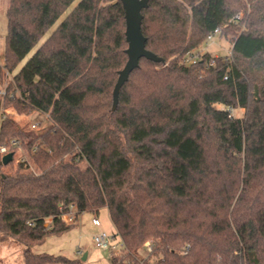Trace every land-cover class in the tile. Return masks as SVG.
Here are the masks:
<instances>
[{
  "label": "trees",
  "instance_id": "16d2710c",
  "mask_svg": "<svg viewBox=\"0 0 264 264\" xmlns=\"http://www.w3.org/2000/svg\"><path fill=\"white\" fill-rule=\"evenodd\" d=\"M75 1L10 0L6 12L0 138L34 168L0 175V243L21 245L20 264H86L37 251L74 227L63 215L75 205L78 217L108 210L124 246L111 264H264V0H150L142 32L164 62L142 58L116 110L125 9L81 0L47 36ZM216 29L230 52L188 64ZM11 109L51 125L25 129Z\"/></svg>",
  "mask_w": 264,
  "mask_h": 264
},
{
  "label": "rangeland",
  "instance_id": "374dc122",
  "mask_svg": "<svg viewBox=\"0 0 264 264\" xmlns=\"http://www.w3.org/2000/svg\"><path fill=\"white\" fill-rule=\"evenodd\" d=\"M80 1L81 0H76L73 3V5L67 10V12L58 20L56 25L49 31L47 36L54 29H56V27L64 20V18ZM9 4L10 0H0V64L4 62L5 39L8 33V20L6 12L9 8ZM231 48V39L216 35L211 41L206 42L199 49V51L195 53V55H197L198 53L204 54L205 52H209L214 56H226L230 52ZM37 49L38 46L23 60L17 70L13 72L12 76L15 75L20 70V68L24 66V64L36 52ZM7 112L10 114L11 117H13L14 120H16L17 123H19L21 126L28 130L30 129L31 124L36 122H40L42 124L40 129L36 131L39 133L45 131L51 125V121L49 120L47 114H43L40 112H32L29 115H22L17 113L13 109L7 110ZM232 114L235 117H243L244 110H232ZM22 155L26 156L29 165L34 168L31 156L28 153L22 151L21 153L16 154L17 158L13 160L14 163H10L8 166H4L2 162H0V175L9 174L13 165L17 166L18 164H20L18 161L20 160V156ZM99 215V218L104 223L103 226H101L100 228L92 224V213H84L79 216L78 225H74V227L65 234L51 235L47 237V239L38 247V250L53 255L65 256L70 259L82 258L84 254L88 253L89 258L87 261H85L86 264H111L112 258L117 257L118 259H120L123 251L120 250L119 252H114L99 249L94 243V236L101 230V228H106L105 222H108L109 218L105 209L101 211ZM115 240L116 243H120L119 238H116ZM21 250L22 247L17 241L10 240L8 242L0 243V260L2 261V264H20ZM79 252L83 254L81 257H79ZM138 252L139 258L142 259L146 258L149 255L150 250H148L146 247H142L141 249H139ZM156 259L157 256L151 258V260L153 261H155ZM126 263L133 264L129 262Z\"/></svg>",
  "mask_w": 264,
  "mask_h": 264
},
{
  "label": "water",
  "instance_id": "95a60500",
  "mask_svg": "<svg viewBox=\"0 0 264 264\" xmlns=\"http://www.w3.org/2000/svg\"><path fill=\"white\" fill-rule=\"evenodd\" d=\"M125 9L126 17V41L128 48L126 53L128 61L125 67L119 72L118 81L113 91V110L119 104L120 92L123 86L129 81L131 73L140 66V60L146 58L156 63L164 62V59L157 56L146 48L147 38L142 32L144 15L142 11L148 7L150 0H120ZM14 153L3 157L2 163L8 166L13 161ZM88 254H84L82 261H87Z\"/></svg>",
  "mask_w": 264,
  "mask_h": 264
},
{
  "label": "built area",
  "instance_id": "2783aa9c",
  "mask_svg": "<svg viewBox=\"0 0 264 264\" xmlns=\"http://www.w3.org/2000/svg\"><path fill=\"white\" fill-rule=\"evenodd\" d=\"M220 34V29H216L214 30V32H212L211 34L208 35L207 37V42L211 41L213 39L214 36ZM200 58V54L191 56V58L188 60V64H195L197 63L198 59ZM214 61H212L211 64H213ZM7 74H9V72H7ZM6 94V89L2 88L0 86V96H3ZM41 123L40 122H36V123H32L30 128L34 131H38L41 127ZM21 142L19 140H12L10 144H4L0 142V162H2V159L4 156H6L9 153H14V157L13 160L16 159V154L21 153L22 151L19 152H14V149H21ZM19 163H28V159L26 158V156L22 155L20 156V160L18 161ZM63 218L66 222V224L69 225H77L78 224V216H77V209L75 205H71L70 209L68 212H66L63 215ZM92 223L93 225L97 226V227H101L102 223L101 220L99 218V216L94 215L93 219H92ZM116 237L114 236V234H111L105 230H100L95 236H94V243L96 245L97 248L99 249H103V250H109V251H114V252H119L120 250L123 249V243L120 241V243H116L115 240ZM145 247L148 250H152L153 249V243L148 241L145 243ZM82 254V253H80Z\"/></svg>",
  "mask_w": 264,
  "mask_h": 264
},
{
  "label": "crops",
  "instance_id": "0c3cea01",
  "mask_svg": "<svg viewBox=\"0 0 264 264\" xmlns=\"http://www.w3.org/2000/svg\"><path fill=\"white\" fill-rule=\"evenodd\" d=\"M106 210V209H105ZM107 211V214H108V222H105V226H106V228L108 229H106V228H101L102 230H105V231H107V232H109V233H111V234H115L116 233V229H115V227L113 226V224H112V221H111V219H110V216H109V213H108V210H106ZM81 216V215H80ZM94 216V215H93ZM99 217H100V215H98ZM93 219V218H92ZM78 220H79V218H78ZM101 220V219H100ZM101 223H102V226H103V222L101 221ZM79 224V223H78ZM77 224V225H78ZM93 224V223H92ZM37 251H39L38 249H37ZM79 254V257H81L83 254H80V252L78 253ZM88 254V253H87ZM88 258H89V255H88V257H87V260H88Z\"/></svg>",
  "mask_w": 264,
  "mask_h": 264
}]
</instances>
